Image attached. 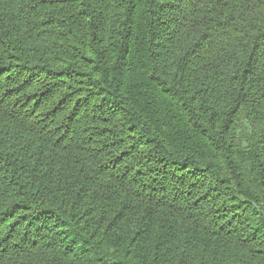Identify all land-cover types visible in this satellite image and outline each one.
Masks as SVG:
<instances>
[{"label":"trees","instance_id":"16d2710c","mask_svg":"<svg viewBox=\"0 0 264 264\" xmlns=\"http://www.w3.org/2000/svg\"><path fill=\"white\" fill-rule=\"evenodd\" d=\"M0 264H264V0H0Z\"/></svg>","mask_w":264,"mask_h":264}]
</instances>
